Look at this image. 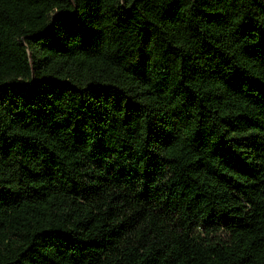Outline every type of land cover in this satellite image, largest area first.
<instances>
[{"label": "trees", "instance_id": "obj_1", "mask_svg": "<svg viewBox=\"0 0 264 264\" xmlns=\"http://www.w3.org/2000/svg\"><path fill=\"white\" fill-rule=\"evenodd\" d=\"M0 264H264V0H0Z\"/></svg>", "mask_w": 264, "mask_h": 264}]
</instances>
